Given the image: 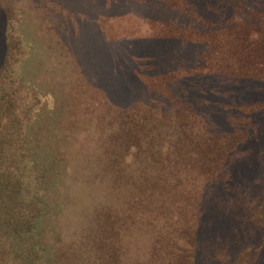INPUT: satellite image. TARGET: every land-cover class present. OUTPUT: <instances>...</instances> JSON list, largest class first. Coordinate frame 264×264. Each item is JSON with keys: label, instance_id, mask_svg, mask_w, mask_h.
<instances>
[{"label": "trees", "instance_id": "1", "mask_svg": "<svg viewBox=\"0 0 264 264\" xmlns=\"http://www.w3.org/2000/svg\"><path fill=\"white\" fill-rule=\"evenodd\" d=\"M127 1L110 0L103 8L109 16L112 8H124L125 17L135 18V29L123 38H131L128 49L143 48L149 73L140 77L125 70L134 68L127 60H101L92 68L96 60L85 54L102 45L109 53L122 42L119 30L110 35L109 22L108 29L96 25L97 15L88 21L91 35L80 38V14L74 29L25 0H0V264H118L121 232L152 231L148 226L159 216L170 224L165 206L171 199L187 200V264L200 253L210 264H264V15L258 28L225 35V53L214 45L215 57L195 62L187 57L195 58L197 47L187 45L184 18L171 8L157 18L166 0L120 7ZM124 71L132 84L116 86L127 90L137 80L145 93L167 78L180 92L187 78L185 115L174 116L178 109L150 97L136 106L127 97L124 106L99 107L96 124L75 121L76 107L94 109L92 99L105 93L95 90L100 79H119ZM226 123L244 134L222 136ZM160 125L173 129L158 134ZM82 136L95 143L76 147ZM83 162L90 165L82 169ZM167 229L150 233L151 254L177 242ZM78 237L94 242L98 255L91 261H78L93 248ZM179 245L172 260L157 255L154 264L183 261Z\"/></svg>", "mask_w": 264, "mask_h": 264}, {"label": "rangeland", "instance_id": "2", "mask_svg": "<svg viewBox=\"0 0 264 264\" xmlns=\"http://www.w3.org/2000/svg\"><path fill=\"white\" fill-rule=\"evenodd\" d=\"M29 6L34 7L35 9H39L40 11L43 12H50L52 11L53 18L58 20V19H63L65 20V24L67 26H71L72 28L75 29L76 25L75 18L80 17L82 15V27H81V32H80V38L82 37H87L88 35H91V28L89 27L88 21L92 19V16L97 15V22L96 25L98 27H103L108 29V27L105 25L106 22H109L111 24L110 28V35L113 36L118 30L120 31L121 34H119L117 37H119V42L115 45H113L111 48H114V51L112 50L111 52H107L106 46L102 45L100 47L96 48V51L92 53L88 52V54H85L86 56H91L95 58L94 62L90 63L92 68H96L99 66L101 60L103 62H108L110 61V58L117 59L124 65L123 60H127L128 65L134 67V68H127L125 69L127 72L132 73V75H137L140 77L142 74H147L149 71L144 69L145 64L142 63V51L143 48H129L130 51L124 52V49L127 48V44L131 43L132 41H129L131 38H123V36L127 35L130 36V31L132 29H135V18L132 17H125V13H121L122 9L124 11V8H112L110 11L112 12L109 16V13H106V10H104L103 7L105 5L110 4V0H103L105 1L102 2V0H25ZM139 1V2H138ZM144 1V0H143ZM142 0H131L127 1L128 4H122L120 7H138L141 5L143 2ZM162 3L161 1H158ZM197 2V6H193V3ZM166 6L168 7H160L157 11V18L162 17L163 11H167V9H172L173 12L181 15L187 24V39L191 40L192 42L187 45L190 47H197L196 50V57L192 58L190 56L188 59H191V61L197 62L199 59L200 60H206V59H212L215 57L217 54L213 53L214 49H216V46H219L221 50L224 51L229 48L228 45H226V36L228 33H236L242 28H247L251 27L252 29L258 28L261 24V16L264 15V0H166ZM104 5V6H103ZM152 8L154 7L153 2L149 4ZM156 5V4H155ZM162 6V4L160 5ZM164 6V5H163ZM117 7V6H116ZM156 8V7H154ZM162 8V9H161ZM137 9V8H136ZM135 10V9H134ZM137 12V10H135ZM100 14H99V13ZM115 13V14H113ZM48 15V14H46ZM245 16V17H244ZM111 18V19H108ZM244 17V19H243ZM87 20H85V19ZM108 19V20H107ZM264 23V20L262 21ZM85 25H88L89 31H83V27ZM158 25V24H155ZM242 26V27H241ZM259 31V30H256ZM142 33V32H141ZM196 41H199V43L196 44ZM146 43L145 41H143ZM238 43L237 41L234 42V46ZM108 44V43H107ZM232 44V43H231ZM216 45V46H214ZM213 49V50H212ZM92 54V55H91ZM193 54V53H191ZM108 60V61H107ZM203 63V62H202ZM188 65V64H187ZM107 69L105 68L103 70V73H107ZM124 71L119 79H115L118 77V75L114 78H111L110 80H105V76L100 79V81L97 83L100 88L95 89L96 91L99 92H105L101 94L99 97L93 98L92 101L95 102L94 104L95 108H82V107H76V111L74 112V115L76 114L75 121H80L81 119L85 122L92 121V124H96L95 122H98L100 118L102 117L103 111L98 110L99 107L102 108V106H111V107H118V106H124L126 105L127 102V97L132 98L134 100H131L130 103L134 104V106L137 105V101L139 98L142 99H148L150 97L151 99L153 98L154 101L161 103L165 106H170L169 108L172 110L178 109V112L175 113L174 116H179V115H185L182 111L183 105L187 103V98L185 96L183 97L182 95H185L187 89V78H185L186 81V88L181 86L180 92L177 90L175 91V87H171L170 82L174 80V78L170 79H165L162 80L157 88H154L151 90L149 93H145L144 89L142 88L141 81L135 80V83L133 84V87L127 88V90H123V87H118L116 86V83L120 82H127L129 84H132V79L131 76L128 75ZM134 73V74H133ZM195 74H198L196 72ZM148 80V79H147ZM148 82V81H147ZM115 83V84H114ZM149 83V82H148ZM172 84V83H171ZM229 84V83H228ZM227 84V86H228ZM123 85V84H121ZM120 88V90H118ZM134 90V91H133ZM133 91V92H132ZM264 93H261L259 97H263ZM104 97V98H103ZM120 97V98H117ZM137 99V100H135ZM97 108V109H96ZM168 108V110H169ZM244 111H247V107L243 109ZM242 112V110H241ZM238 115V114H237ZM237 115H231V117H238ZM243 117L240 118V121L243 124H246V120H242ZM237 119V118H236ZM237 121V120H236ZM94 122V123H93ZM234 122V121H233ZM231 123V122H230ZM230 123H226L224 126V131H222L223 127L222 124L220 125V128L222 129V132H219L222 136L224 135L227 139H238L240 136H242L244 133L242 130H238V126L236 125H231ZM78 124V123H77ZM220 124V121H219ZM233 124V123H232ZM161 127V128H160ZM158 127V134L161 132V130L166 129V133L170 132L171 127H166L161 126ZM214 129V126H213ZM242 131V132H241ZM218 132V130H217ZM89 139H92V141H89ZM88 140H85L82 137H80V141L75 142L76 147L77 146H84L86 143V146L88 144H93L95 143L96 138H89ZM172 155V153L169 152V156ZM89 166L90 164L82 163L80 164V168L84 169L86 166ZM205 183V182H203ZM202 183V184H203ZM208 183V182H206ZM205 183V185H207ZM107 187H111L110 185H107ZM222 202H226V200L220 199ZM175 201L174 199H171L170 205H166L167 209H169L172 213H168L171 217L169 218L168 221H170V224L162 217L159 216L158 220L153 221V225H149V229L151 227H155V229H158L159 231H164V228H167L170 232H173L177 236V242L171 246L168 247L167 245L165 246L164 243L161 244L162 249L158 252V254H151L149 244L148 242L150 241V233L153 232L154 230H144L142 231L137 230L138 234L132 235L131 233H125L121 232L123 234L122 237L119 239L121 240L122 244V249H121V254L122 256L119 257L118 264H154V258L157 255H160L163 259L167 260H172V255H173V248L176 247L175 249H180V245L178 244H183L182 245V253L185 254L183 256V261L180 260L178 262L179 264H187V259L186 253H187V239L190 237V229L187 228V223L190 222V218L188 217L189 212H187V217L183 215L184 209L187 211V200L184 201ZM193 207V206H191ZM214 205L207 206L206 207V212L210 217H215V209ZM92 208V203L89 206V209ZM252 207L250 206V209ZM247 209V210H250ZM189 211V210H188ZM71 212L70 214H72ZM251 213V211H250ZM256 210L254 209L251 213L252 217H256L255 215ZM86 217V215H85ZM187 218V223L183 221V218ZM76 218V217H75ZM213 219V218H212ZM252 219V218H251ZM75 220V219H74ZM215 220V219H214ZM74 222V221H73ZM167 222V223H165ZM164 224V225H163ZM175 226V227H173ZM183 228H187V230L184 232H187V235H184L183 233ZM157 230V233H158ZM176 230V231H175ZM165 232V231H164ZM156 233V234H157ZM132 235V237H131ZM158 236V235H157ZM233 236H238L237 234L232 235L233 240H237ZM167 238V237H166ZM85 242H89L87 245H92L93 248H87L90 250V252H83L81 257L78 258V261L80 262H85L84 260L94 258V256L98 255V251L94 249V242L89 239H84L78 237L77 240H81ZM169 238H167L168 240ZM184 241L182 242L181 240ZM115 240V239H113ZM134 241V242H133ZM169 244L172 242L168 241ZM98 244V243H97ZM147 245L149 250L147 249ZM106 246V245H105ZM210 250L213 252L215 251L214 246L210 245ZM80 254V253H79ZM92 254V255H91ZM181 259V258H180ZM186 260V261H185ZM91 261V259H90ZM77 260L73 261V264ZM90 264H93L91 261ZM97 264H107L105 261L97 263ZM192 264H210V262L204 261V257L202 253L198 254L195 260H192ZM221 264V263H218Z\"/></svg>", "mask_w": 264, "mask_h": 264}]
</instances>
